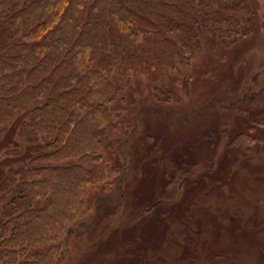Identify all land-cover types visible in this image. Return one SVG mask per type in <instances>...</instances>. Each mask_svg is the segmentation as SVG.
Wrapping results in <instances>:
<instances>
[{
    "label": "rangeland",
    "instance_id": "374dc122",
    "mask_svg": "<svg viewBox=\"0 0 264 264\" xmlns=\"http://www.w3.org/2000/svg\"><path fill=\"white\" fill-rule=\"evenodd\" d=\"M240 1L254 33L224 43L205 31L189 65L120 87L111 109L125 137L105 151L117 173L107 191L88 189L58 264H264V141L236 142L264 136V0ZM24 2L3 0L0 13ZM23 117L0 131V232L6 178L40 144L21 136Z\"/></svg>",
    "mask_w": 264,
    "mask_h": 264
},
{
    "label": "trees",
    "instance_id": "16d2710c",
    "mask_svg": "<svg viewBox=\"0 0 264 264\" xmlns=\"http://www.w3.org/2000/svg\"><path fill=\"white\" fill-rule=\"evenodd\" d=\"M244 10L240 0H25L0 13V131L24 115L18 131L40 143L6 178L2 264L59 263L88 189L107 191L117 173L105 151L125 137L111 109L120 87L140 70L156 78L189 65L205 31L224 43L254 33L252 11L235 15Z\"/></svg>",
    "mask_w": 264,
    "mask_h": 264
}]
</instances>
